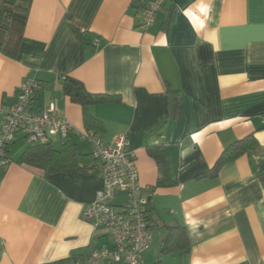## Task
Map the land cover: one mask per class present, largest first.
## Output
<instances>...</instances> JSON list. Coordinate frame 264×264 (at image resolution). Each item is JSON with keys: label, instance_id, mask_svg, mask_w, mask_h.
I'll return each mask as SVG.
<instances>
[{"label": "crops", "instance_id": "crops-1", "mask_svg": "<svg viewBox=\"0 0 264 264\" xmlns=\"http://www.w3.org/2000/svg\"><path fill=\"white\" fill-rule=\"evenodd\" d=\"M146 1L32 0L16 58L0 53V130L28 78L41 84L33 110L54 105L81 130L83 108L65 94L66 77L119 97L90 112L103 141L126 137L135 157L137 196L148 198L153 233L145 264L153 249V264H264V0H166L143 30ZM250 137L248 153L204 177ZM24 140L18 134L0 176V264H88L95 250L112 249L107 230L82 216L104 187L100 174L45 177L18 163L30 145ZM66 141L92 154L76 131ZM151 147L165 150L174 185L155 187ZM127 198L119 193L114 203ZM176 226L188 249L166 253Z\"/></svg>", "mask_w": 264, "mask_h": 264}, {"label": "built area", "instance_id": "built-area-1", "mask_svg": "<svg viewBox=\"0 0 264 264\" xmlns=\"http://www.w3.org/2000/svg\"><path fill=\"white\" fill-rule=\"evenodd\" d=\"M166 0H148L142 9L143 25L151 27L157 13ZM41 84L36 78L24 80L18 88V97L4 114L0 130V167L8 163V150L22 133L31 144L46 145L57 139H65L71 131L92 146V155L103 164L101 177L103 189L94 202L86 206L83 219L95 222L96 227L105 228L112 249L103 247L95 250L88 264H145V255L153 243L149 230L146 209L148 198L138 197L139 173L135 157L127 152L126 137L107 144L93 131L81 130L67 119L57 115L54 105L37 112L31 104ZM127 195L128 202L116 205L117 194Z\"/></svg>", "mask_w": 264, "mask_h": 264}, {"label": "trees", "instance_id": "trees-1", "mask_svg": "<svg viewBox=\"0 0 264 264\" xmlns=\"http://www.w3.org/2000/svg\"><path fill=\"white\" fill-rule=\"evenodd\" d=\"M31 3L32 0H0V53L10 58L15 59L19 52L24 30L28 22ZM63 89L73 103L83 108L86 131H93L97 134L103 129V124L91 114L90 107L120 101V98L117 96L88 92L81 81L72 77H66L64 79ZM33 101L34 99H32ZM177 104L176 97L172 98L171 95L170 105L175 108ZM66 139H64L61 149L54 148L52 143L46 145L30 143L18 159V163L41 169L45 177H50L58 173L69 175L76 171L86 173L93 171L94 174H100L101 176L103 164L94 158L92 154L80 153ZM255 144L256 141L252 137L237 141L223 152L214 168L204 175V177L217 176L223 166L235 161L243 154L248 153ZM148 151L159 167V178L155 187L174 185V182L170 179L165 150L161 147H151ZM7 154L8 163L0 167V176L4 175L10 163L9 151ZM146 215L149 230L152 232V225L150 224L151 216L148 209H146ZM170 229L172 231L165 241L164 251L168 253L176 249H188V239L184 228L176 226L170 227Z\"/></svg>", "mask_w": 264, "mask_h": 264}, {"label": "rangeland", "instance_id": "rangeland-1", "mask_svg": "<svg viewBox=\"0 0 264 264\" xmlns=\"http://www.w3.org/2000/svg\"><path fill=\"white\" fill-rule=\"evenodd\" d=\"M28 142H29V140H24V141H21V142H19L20 144H24L25 146H26V144H28ZM60 147V143H56L55 144V148H59ZM154 253H155V251H154V249L153 250H151L149 253H148V255H147V257H146V262L148 263V264H153L154 262H156L157 261V258L155 257L156 255H154Z\"/></svg>", "mask_w": 264, "mask_h": 264}]
</instances>
